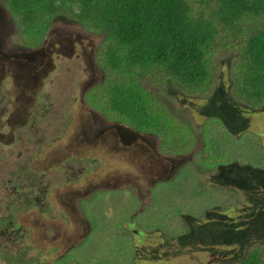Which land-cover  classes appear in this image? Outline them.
<instances>
[{"label": "rangeland", "instance_id": "rangeland-1", "mask_svg": "<svg viewBox=\"0 0 264 264\" xmlns=\"http://www.w3.org/2000/svg\"><path fill=\"white\" fill-rule=\"evenodd\" d=\"M0 10V264L21 251L35 260L29 264H222L251 243L264 244V211H253L240 243L194 250L172 239L145 260L160 240L189 230L184 216H203L205 201L215 218L243 204L236 184L241 171L252 174L246 165L264 174V107H230L225 64L205 95L157 94L193 141L191 150L168 155L155 135L89 106L87 93L104 76L95 55L101 37L62 17L42 45L28 49L1 1ZM220 55L225 60L229 50ZM31 75L34 82L23 79ZM93 129L102 132L96 141ZM206 138L222 143L211 168L197 161ZM137 229L148 235L139 256Z\"/></svg>", "mask_w": 264, "mask_h": 264}, {"label": "trees", "instance_id": "trees-1", "mask_svg": "<svg viewBox=\"0 0 264 264\" xmlns=\"http://www.w3.org/2000/svg\"><path fill=\"white\" fill-rule=\"evenodd\" d=\"M0 1L16 22L28 49L42 45L54 22L62 17L101 37L95 55L104 76L88 91L89 106L112 121L155 135L161 153L179 155L191 150L193 141L190 130L164 107L157 94L205 95L211 91L216 68L221 64L229 71L226 93L230 107L242 106L243 111L250 113L264 107V0ZM226 50L229 56L220 60V54ZM221 123L234 138L228 123ZM221 147V142L206 138L198 155L199 165L210 168L218 165ZM248 168L252 174L241 171L243 176L239 175L241 179L236 184L244 192L245 205L224 208L227 210L220 211L215 218L211 207V211L208 209L210 203L205 201L199 209L200 212L207 207L203 216L185 215L189 230L173 235L169 241L160 240V248L153 246L147 250L146 262H152L156 252L160 254L172 239H178L182 245H193L194 250L240 243L248 231L242 225L251 224L253 211H264V174L255 171L258 167L246 165L245 170ZM190 211L194 212L193 208ZM239 211L244 212L241 217ZM135 233L133 253L148 237L143 229ZM253 244L247 245L240 256L230 254L231 259L222 264H264V244ZM144 252L138 250L137 255ZM25 255L21 251L8 254L7 259L10 264L35 261L26 260Z\"/></svg>", "mask_w": 264, "mask_h": 264}, {"label": "flooded vegetation", "instance_id": "flooded-vegetation-1", "mask_svg": "<svg viewBox=\"0 0 264 264\" xmlns=\"http://www.w3.org/2000/svg\"><path fill=\"white\" fill-rule=\"evenodd\" d=\"M3 11H1L0 10V25H2V23H3V21H4V16H5V14L4 13H2ZM0 37H1V33H0ZM37 76V75H36ZM38 77V76H37ZM36 78V77H35ZM35 78H32V75L31 76H29V77H26V78H23L25 81H28V80H30V81H33L34 82V80H35ZM92 133H94L93 134V137L92 138H90L91 140H95L98 136L100 137V135H101V133L102 132H100L99 130L97 131L96 129H93L92 130ZM103 133H104V131H103ZM96 141V140H95Z\"/></svg>", "mask_w": 264, "mask_h": 264}]
</instances>
